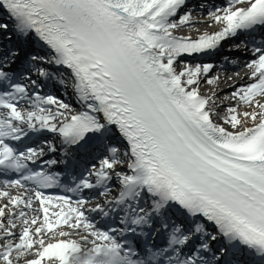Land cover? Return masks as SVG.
Here are the masks:
<instances>
[{
  "label": "snow or ice",
  "instance_id": "6c2138e0",
  "mask_svg": "<svg viewBox=\"0 0 264 264\" xmlns=\"http://www.w3.org/2000/svg\"><path fill=\"white\" fill-rule=\"evenodd\" d=\"M0 10V264H264V0Z\"/></svg>",
  "mask_w": 264,
  "mask_h": 264
},
{
  "label": "bare ground",
  "instance_id": "6f19581e",
  "mask_svg": "<svg viewBox=\"0 0 264 264\" xmlns=\"http://www.w3.org/2000/svg\"><path fill=\"white\" fill-rule=\"evenodd\" d=\"M214 26H215V25H213V27H214ZM213 27H212L211 29H213ZM205 30H209V28L206 27ZM205 30H204V31H205ZM187 33H188V32H187ZM188 34H191V33H188ZM221 87H222V86L220 85L219 88H221ZM212 90H213V89H212ZM212 90H211V91H212ZM211 91H210V92H211ZM242 110H243V108L241 109V111H242ZM249 123H251V121H249Z\"/></svg>",
  "mask_w": 264,
  "mask_h": 264
}]
</instances>
